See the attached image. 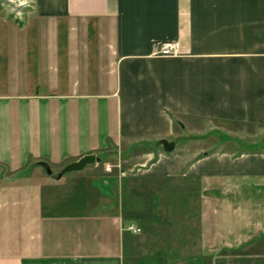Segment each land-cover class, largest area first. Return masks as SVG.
Listing matches in <instances>:
<instances>
[{"label": "crops", "instance_id": "crops-1", "mask_svg": "<svg viewBox=\"0 0 264 264\" xmlns=\"http://www.w3.org/2000/svg\"><path fill=\"white\" fill-rule=\"evenodd\" d=\"M156 43L178 56L152 55ZM206 122L264 127V0H34L24 24L0 14V264H264L258 204L238 220L221 194L248 182L264 196V156L156 152ZM87 156L101 166L59 177ZM166 180L208 196L186 205L200 233L164 243L130 227Z\"/></svg>", "mask_w": 264, "mask_h": 264}, {"label": "rangeland", "instance_id": "rangeland-1", "mask_svg": "<svg viewBox=\"0 0 264 264\" xmlns=\"http://www.w3.org/2000/svg\"><path fill=\"white\" fill-rule=\"evenodd\" d=\"M33 8L34 0H0V14L19 25L24 24L32 13ZM195 132L193 139L197 140L194 141L185 140L181 142L180 139L174 141L175 138L172 137L170 141L175 143V150L171 154H167V156L184 152L186 149H199L206 153L225 152L264 156V127L206 122L201 125L200 129H196ZM155 147L157 153L164 154L162 146ZM139 151L145 150L140 148ZM101 164L102 162L99 163L100 166ZM50 177L57 178L55 174H51ZM201 184L200 182L191 184L185 180H166L161 186L151 187L150 192L147 191L146 193L147 200L149 202L150 198L152 199L156 196L158 199L155 204L157 208L147 209L145 215L146 223L142 224V231L136 225L130 227V231L135 234L142 232L161 235L164 243L174 234L181 237L187 233H200V225L196 223L197 221L194 222V225L187 223L189 221L187 219L189 213H194L195 217H197L199 209L187 210L186 205L193 202L196 206L208 196L203 192ZM247 184L250 188H247L244 182L243 184L240 182L224 184L221 190L222 197L235 206L236 213L239 214L238 220L243 218V216L249 217L256 210L253 204H258V222L264 223V196L255 195L253 183L249 184L247 182ZM161 190L162 192H160ZM157 221L159 223H154ZM259 225L260 227L264 226L261 223ZM243 231L249 233L250 226L246 225Z\"/></svg>", "mask_w": 264, "mask_h": 264}, {"label": "water", "instance_id": "water-1", "mask_svg": "<svg viewBox=\"0 0 264 264\" xmlns=\"http://www.w3.org/2000/svg\"><path fill=\"white\" fill-rule=\"evenodd\" d=\"M162 146L164 148V151L167 153L173 152L175 145L173 143H167V142H162ZM101 163V160L99 158H96L94 156H87L84 157L83 159L79 160L76 163L70 164L66 166L60 173L59 177L62 175L74 173V172H81L83 171L88 165H93V164H99ZM42 168L44 169L45 173L47 175H51V171L46 165H41Z\"/></svg>", "mask_w": 264, "mask_h": 264}, {"label": "built area", "instance_id": "built-area-1", "mask_svg": "<svg viewBox=\"0 0 264 264\" xmlns=\"http://www.w3.org/2000/svg\"><path fill=\"white\" fill-rule=\"evenodd\" d=\"M178 51L176 43H156L152 47V55L164 58L177 56Z\"/></svg>", "mask_w": 264, "mask_h": 264}]
</instances>
